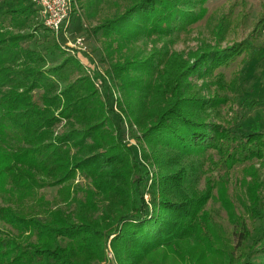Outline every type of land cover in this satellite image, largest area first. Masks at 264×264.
<instances>
[{
  "label": "trees",
  "instance_id": "trees-1",
  "mask_svg": "<svg viewBox=\"0 0 264 264\" xmlns=\"http://www.w3.org/2000/svg\"><path fill=\"white\" fill-rule=\"evenodd\" d=\"M101 1L71 0L90 10L91 17ZM207 1L137 0L89 31L99 42L109 80L124 93L125 115L145 141L148 152L140 150L139 157L123 144L121 118L103 100L109 97L110 81L97 73L100 93L85 73L71 80L75 71L81 73L77 56L52 63L44 53L22 45L34 38L25 30L36 9L31 0L4 1L0 264H164L166 254L186 264H257L250 257L260 247L246 244L250 234L244 220L227 213L238 228L228 245L210 225L205 205L214 188L218 196L225 195L227 177L240 168L243 179L251 180L244 183L250 199L245 209L264 218V196L258 194L264 187L255 180L254 167L264 159V130L235 132L247 109L260 102L252 100L230 121L218 123L210 111L226 104V95L205 99L185 91L189 76L215 75L218 90L238 93L240 86L227 84L223 70L253 56V42L264 33V12L245 40L225 47L201 43L186 58L167 49L153 48L143 60L131 53L138 42L163 39L201 20ZM40 27L36 24L33 31ZM136 71L148 79H133ZM134 98L143 102L134 105ZM59 124L62 130L56 134ZM77 176L85 183L59 190L55 204L38 193L73 183ZM109 237L112 258L105 254Z\"/></svg>",
  "mask_w": 264,
  "mask_h": 264
},
{
  "label": "rangeland",
  "instance_id": "rangeland-1",
  "mask_svg": "<svg viewBox=\"0 0 264 264\" xmlns=\"http://www.w3.org/2000/svg\"><path fill=\"white\" fill-rule=\"evenodd\" d=\"M4 1L5 0H0V11L4 8ZM135 1L137 0H102L98 5L97 13L93 17L88 15L90 10L72 2L74 6L69 18L70 23L68 28L62 29L58 36H54L45 31L42 27L36 30V32L33 31L34 26L40 23L37 15H34V18L32 17L30 20L29 27L25 30L26 32H33L34 38L30 41L23 42L22 45H25V47L29 49L33 48L34 50L44 53L47 59L52 61V63H59L64 57L77 56L80 60L81 73L75 71L72 74L71 80L85 73L101 93L104 91L103 84L100 77L97 76V73H99L101 77H104L106 81L110 80L106 73L107 65L105 62L101 61L102 55H99V42H97L94 37L90 36L89 31L97 26L104 18L113 17L122 13ZM232 5L234 6L230 11ZM205 6L207 9L205 17L195 24L186 27L184 30H178L174 32L173 35L163 39L155 38L153 42L152 40H145L143 43L138 42L132 46L131 53H135V55L139 54L136 58H142L141 60H143V58L152 55L151 51L153 48L159 51L167 49L170 53H181L183 57L186 58L188 54L194 51L201 43H208L213 46L215 43L221 42V46L225 47L232 43L245 40L252 31L256 20L262 12H264V0H208ZM76 37L85 38L84 45L86 49L84 51L75 48L67 49V44L70 42L73 43ZM153 38L154 37H152V39ZM55 43L59 45L60 50L55 47ZM253 44L255 46V52L249 61L245 63H234L229 68L223 70L224 81L227 82V84H229L230 81H236L237 85L240 86V91L238 93L236 90H226L224 94L218 90L213 83L215 81V75L201 78L189 76L186 79L190 84L188 88H186L185 93L198 97L202 96L205 99L216 96L218 92L223 94L220 95L222 97L227 96L226 98L228 99L226 104L210 111V119L218 123L230 121L241 107L247 108V105L252 100L260 102L247 109L241 121L240 128L235 130L236 133L247 132L254 128L264 130V33H262ZM217 72L218 71L215 73ZM139 74V71H136V73L133 74V79H148L146 77H140ZM129 75L131 76L130 73ZM138 82L146 84L147 81H132V84L136 85ZM108 84L111 88L109 97L107 100H103L109 103L113 111L118 113L121 118L120 137L123 144L131 147L136 156H138L140 150L148 152L139 128L131 118L125 115L127 113V106L123 100L124 93H122L118 87H115L112 81L108 82ZM146 92L149 98V90H146ZM102 97L104 96L102 95ZM147 97L145 98L146 101L149 99L152 101V98L148 99ZM138 102L142 103L143 99L134 98L133 104L139 105L140 103L138 104ZM61 130L62 126L59 124L56 127L55 133L58 134ZM147 167H149L148 164ZM254 167L258 169L255 180L257 182L262 181L264 187V159L255 163ZM149 169L151 170V167ZM156 172V167L152 166V173L154 174ZM227 178L228 183L226 185L225 195L221 196V198L217 194V189L214 188L211 198L205 205L208 221L221 236L227 239V244L230 245V242L233 244L236 240V234H234V232H237L238 228L234 227L230 222L227 213H233L234 216H239L244 220L250 234V239L247 240L246 244H255L256 242L255 248L260 247L251 255L250 260L257 264H264V251L261 250V247L264 246V218L258 219L252 217L245 209V206L250 205V199L245 196L244 183L251 181L250 177L246 176L245 179H243V173L240 171V168H238L231 171ZM77 182L82 184L85 183L80 176H77L73 183L69 182L59 187H44L39 189L38 193L43 195L46 200L52 202L51 204H55L59 199L58 195L62 193L59 192V190L66 189ZM201 182H203V180ZM70 194L73 195L72 188H70ZM258 194L261 197L264 196V189H260ZM3 204L4 202L0 201V205ZM262 209L264 210V206ZM0 228H3L2 224H0ZM111 237H109L106 243V258L113 257L112 249L108 245ZM165 258L166 261H164V264L165 262L166 264H171L173 258L175 259V264H186L179 262L175 256L171 254H166ZM104 264L109 263L105 262Z\"/></svg>",
  "mask_w": 264,
  "mask_h": 264
},
{
  "label": "built area",
  "instance_id": "built-area-1",
  "mask_svg": "<svg viewBox=\"0 0 264 264\" xmlns=\"http://www.w3.org/2000/svg\"><path fill=\"white\" fill-rule=\"evenodd\" d=\"M40 24L44 29L54 36H58L62 29L68 28L69 18L73 11L71 0H31ZM84 37H76L67 44V49H78L84 51Z\"/></svg>",
  "mask_w": 264,
  "mask_h": 264
}]
</instances>
